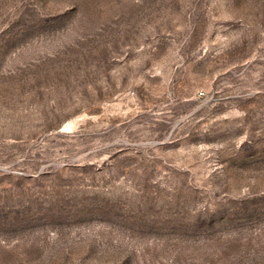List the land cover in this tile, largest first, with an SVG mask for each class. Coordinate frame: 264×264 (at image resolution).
I'll return each mask as SVG.
<instances>
[{
	"label": "rangeland",
	"instance_id": "rangeland-1",
	"mask_svg": "<svg viewBox=\"0 0 264 264\" xmlns=\"http://www.w3.org/2000/svg\"><path fill=\"white\" fill-rule=\"evenodd\" d=\"M0 264H264V0H0Z\"/></svg>",
	"mask_w": 264,
	"mask_h": 264
}]
</instances>
